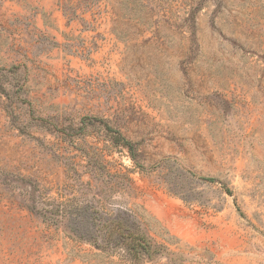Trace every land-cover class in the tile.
Masks as SVG:
<instances>
[{"label": "rangeland", "instance_id": "obj_1", "mask_svg": "<svg viewBox=\"0 0 264 264\" xmlns=\"http://www.w3.org/2000/svg\"><path fill=\"white\" fill-rule=\"evenodd\" d=\"M0 264H264V0H0Z\"/></svg>", "mask_w": 264, "mask_h": 264}, {"label": "trees", "instance_id": "obj_2", "mask_svg": "<svg viewBox=\"0 0 264 264\" xmlns=\"http://www.w3.org/2000/svg\"><path fill=\"white\" fill-rule=\"evenodd\" d=\"M142 247V246H141Z\"/></svg>", "mask_w": 264, "mask_h": 264}]
</instances>
